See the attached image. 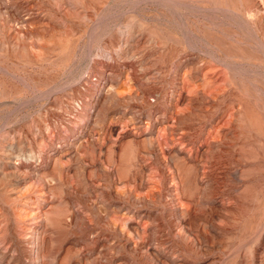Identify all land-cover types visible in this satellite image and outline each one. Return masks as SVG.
<instances>
[{"label": "rangeland", "instance_id": "374dc122", "mask_svg": "<svg viewBox=\"0 0 264 264\" xmlns=\"http://www.w3.org/2000/svg\"><path fill=\"white\" fill-rule=\"evenodd\" d=\"M0 264H264V0H0Z\"/></svg>", "mask_w": 264, "mask_h": 264}, {"label": "bare ground", "instance_id": "6f19581e", "mask_svg": "<svg viewBox=\"0 0 264 264\" xmlns=\"http://www.w3.org/2000/svg\"><path fill=\"white\" fill-rule=\"evenodd\" d=\"M177 170H178V169H177ZM180 170H181V169H180ZM175 173H176V171H175ZM176 176H177V175H176ZM182 177L184 178V176H183L182 173H181V174L178 176V178H179V182H181L182 185H183V182H184V181H183V178H182ZM138 178H139V177H138ZM175 178H176V177H175ZM177 180H178V179H177ZM141 181H142V180H141ZM181 183H180V184H181ZM178 184H179V183H178ZM183 186H184V185H183ZM181 187H182V186H181ZM181 187H180V188H181ZM176 188H177V187H176ZM178 189H179V188H178ZM184 196H185V194H184ZM189 201H191V200H189ZM32 247H33V246H32ZM29 251H30V250H29Z\"/></svg>", "mask_w": 264, "mask_h": 264}]
</instances>
